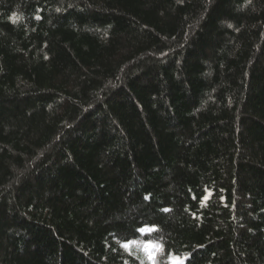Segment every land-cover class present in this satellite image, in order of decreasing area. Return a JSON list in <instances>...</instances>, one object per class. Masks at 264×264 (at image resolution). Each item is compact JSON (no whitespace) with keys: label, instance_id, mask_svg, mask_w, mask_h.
<instances>
[{"label":"trees","instance_id":"trees-1","mask_svg":"<svg viewBox=\"0 0 264 264\" xmlns=\"http://www.w3.org/2000/svg\"><path fill=\"white\" fill-rule=\"evenodd\" d=\"M0 264H264V0H0Z\"/></svg>","mask_w":264,"mask_h":264},{"label":"snow or ice","instance_id":"snow-or-ice-1","mask_svg":"<svg viewBox=\"0 0 264 264\" xmlns=\"http://www.w3.org/2000/svg\"><path fill=\"white\" fill-rule=\"evenodd\" d=\"M17 19H19L18 17H13V22H15ZM165 211H167V209H165ZM139 231L144 232L145 229H139ZM125 248H127V245H123Z\"/></svg>","mask_w":264,"mask_h":264}]
</instances>
